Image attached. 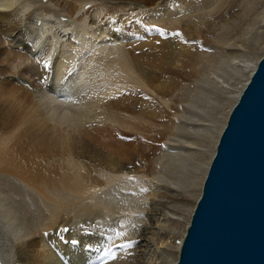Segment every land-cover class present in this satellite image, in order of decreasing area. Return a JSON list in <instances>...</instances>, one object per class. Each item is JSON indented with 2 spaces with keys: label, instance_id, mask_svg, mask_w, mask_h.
<instances>
[{
  "label": "bare ground",
  "instance_id": "1",
  "mask_svg": "<svg viewBox=\"0 0 264 264\" xmlns=\"http://www.w3.org/2000/svg\"><path fill=\"white\" fill-rule=\"evenodd\" d=\"M60 1L0 0V93L20 91L11 95V102L21 103L24 109V114L3 116L5 105L0 107L1 260L3 264H174L193 208L189 200L199 196L225 109L255 68V54L264 42V5L255 12L250 0L248 11H235L222 22L237 34L221 43L224 55L215 63L207 53L199 57L194 45L167 34L163 39L157 30H179L186 40L207 37L212 0L198 4L195 0ZM95 1L118 2L111 12L116 15L102 14L101 6L82 10L85 3ZM70 8H78L77 15ZM82 25L100 42L91 44L95 49L112 46L99 51L94 66L118 72L127 82L124 86L140 87L154 96L129 91L127 86L123 91L122 81L113 80L119 88L114 90L111 83L109 91L99 87L94 97L82 98L81 68L77 70L73 60L69 63L72 51L79 50L85 39L83 33L78 35L80 29H72ZM20 47L28 51L20 52ZM201 64L210 72L199 71ZM185 66L189 71L181 76H195L191 80L199 87L184 104L194 106L196 113L186 111L178 117L193 129L178 122L157 130L167 137L162 165L154 146L116 136H130L125 133H131V124L145 129L156 121L161 115L157 99L167 102L178 88L175 77L166 74H180ZM103 74L105 86L107 74ZM155 75H160L158 83ZM101 77L97 79L102 81ZM178 101L169 108L176 109ZM190 133H197L196 141L183 138ZM155 155L161 159L160 169L150 159ZM135 182H141L139 187L146 185V191L138 193L137 188L138 194H131ZM64 228L69 231L65 233ZM73 239L79 244L70 243ZM126 242L129 247H120ZM109 250L114 259L104 255Z\"/></svg>",
  "mask_w": 264,
  "mask_h": 264
},
{
  "label": "water",
  "instance_id": "2",
  "mask_svg": "<svg viewBox=\"0 0 264 264\" xmlns=\"http://www.w3.org/2000/svg\"><path fill=\"white\" fill-rule=\"evenodd\" d=\"M174 264H264V50L228 112Z\"/></svg>",
  "mask_w": 264,
  "mask_h": 264
},
{
  "label": "rangeland",
  "instance_id": "3",
  "mask_svg": "<svg viewBox=\"0 0 264 264\" xmlns=\"http://www.w3.org/2000/svg\"><path fill=\"white\" fill-rule=\"evenodd\" d=\"M197 1V2H196ZM61 2V4H62V2H63V0H61L60 1ZM195 2H196V4H198V3H201V2H203V0H195ZM221 2V3H220ZM249 2H250V0H212L211 1V4H210V6L208 7V9H209V11L207 12V20L209 19V23H211L210 25V31H208L206 34H205V36H207V37H204L203 39L201 38H196L195 40H188L189 41V43L190 44H192V45H194L196 48H197V54H198V56L200 57V56H204L206 53L208 54V55H210V56H212L213 58H215L214 59V61H215V63H217L218 62V58H220V57H222L223 55H224V48H223V46H222V44L221 43H225V42H229V41H231L235 36H236V32L237 31H235V30H228V29H226L225 28V26L223 25V21L225 20V19H228L229 18V16L232 14V13H234L235 11H248V7H247V4H249ZM98 2H96L95 1V3H85V5H84V8H82V10H87L88 12H90V11H95V10H99V8H100V6H101V8H100V11L102 10V14H103V12H104V14L106 15V16H115L116 14H114L113 13V15H112V13L111 12H114L113 10L114 9H116V8H118V7H116L115 5L117 4V6L119 5L118 4V2L116 3H112V2H109V3H105V1H102V4H101V1H100V3H98ZM103 3H104V5H103ZM61 4H60V6H61ZM92 5V7H91V5ZM99 5V6H98ZM264 5V0H253V2H252V6H254V11L256 12V11H258L262 6ZM218 6V7H217ZM86 7H87V9H86ZM96 9H95V8ZM115 7V8H114ZM104 8V9H103ZM253 8V7H252ZM207 9V10H208ZM244 9V10H243ZM77 10L79 11V9L77 8V9H75L74 10V8H70V10H69V12L70 13H73L74 15H77ZM104 10V11H103ZM112 10V11H111ZM116 11H118V10H116ZM106 12V13H105ZM108 12H110L111 14H109ZM253 15V13H251L250 15H248L246 18H245V20H247V19H249V17H251ZM109 16V17H110ZM110 17V18H111ZM222 23V24H221ZM239 25V24H238ZM76 27V28H75ZM75 27H73V29H72V31L73 32H75L76 30H77V28H78V30L76 31V32H79L80 30V34H78L79 36L83 33L84 34V37L83 38H85V39H83V43H81V47L79 48V50L78 49H76L75 50V52L74 51H72V57L71 58H69V63L71 62V60H73L74 62H76V63H74L73 61V63H74V65H75V68H77V70L79 69V68H81L80 69V74H82V75H80L81 76V78L79 79V82H80V85H79V88H82L81 90H80V96H83L82 98H85V97H87L88 99L89 98H92V96L95 94L96 95V93L98 94V90H96V89H99V87H103V88H110V86L112 87V85H111V83L114 85L113 86V88H114V90H115V88L117 89V88H119L120 86H119V81H122L123 82V84H122V82H120V85H121V87L120 88H123V86H124V84H126V83H124V81H123V79L120 77L119 78V76H118V72H116V74H114L115 72H111V73H107L108 72V70L107 71H105V70H103L102 68H100V65H93V64H95L94 63V57H96L97 55H98V53H99V51H100V54L102 53V52H104L103 50H105V49H107L108 48V46L109 47H112L111 45H109V43L108 44H106V48H104L103 50H98V48H96L95 49V47L96 46H92V45H97V44H99L100 42H98L96 39H94L93 38V36H91V31L88 29V28H86L85 26H84V28H83V25H82V27H80L79 28V26H75ZM236 27V26H235ZM238 27V29H239V27L240 26H237ZM82 28H83V32H82ZM87 30H86V29ZM80 29V30H79ZM75 34V33H74ZM77 34V33H76ZM73 35V34H72ZM11 36V35H10ZM166 37V35L164 36V37H162L163 39ZM9 39V38H8ZM140 39V38H139ZM107 42H109V40L107 39L106 40ZM7 42H8V40H7ZM89 42H90V44H89ZM92 42V43H91ZM95 42V43H94ZM97 42V43H96ZM92 44V45H91ZM90 45H91V47H90ZM88 46V47H87ZM14 47V46H13ZM12 47V48H13ZM92 47H94L93 49H95V52L93 51V49H91ZM11 48V49H12ZM15 48V47H14ZM21 48V47H20ZM88 48V49H87ZM17 49V48H16ZM22 50H18V51H20V52H26V51H28L25 47L24 48H21ZM98 50V51H97ZM263 50H264V42L261 44V49H260V51H259V53L256 55L255 54V57H256V62H257V60L259 59V57L261 56V54H262V52H263ZM82 52V54H81V52ZM77 52V53H76ZM80 52V53H79ZM90 52V53H89ZM91 52H92V54H91ZM76 53V54H75ZM84 54V55H83ZM85 54H86V56H87V59H88V61H87V59H86V56H85ZM92 56H91V55ZM96 54V55H95ZM83 55V56H82ZM90 56V57H89ZM76 57H79V58H76ZM75 58V59H74ZM90 58H91V60H90ZM85 60V61H84ZM93 60V61H92ZM196 60H197V58H196ZM196 60H195V62H196ZM90 61V62H89ZM92 61V62H91ZM72 62H71V64H72ZM193 62V61H192ZM192 62H189V63H192ZM80 65H79V64ZM85 63V64H84ZM90 63H92V67L91 66H89L90 65ZM87 64V65H86ZM76 65H77V67H76ZM81 66V67H79V66ZM214 65V64H213ZM94 66V67H93ZM215 66V65H214ZM96 67H98V70H97V68ZM208 67V66H207ZM207 67L204 65V64H201L200 65V67H199V71H201V72H210V71H207V70H209V67H208V69H207ZM84 68V69H83ZM87 68H89L90 69V71H88L89 69H87ZM95 68H96V70H95ZM86 69V70H85ZM95 71H94V70ZM84 70V71H83ZM94 71V72H92V71ZM180 74H178V73H174V74H166V75H172V76H174L175 77V79H176V86L178 87L177 88V90H176V93L174 92V94H175V96H173V98L171 99L170 98V96H168L167 97V102H163V101H161L160 100V98L159 99H157L158 100V107L159 108H161V115L159 116L160 117V119H159V117L156 119V121L155 122H150V124H147V127L144 129V128H142V127H140V126H137L136 124H131V126H130V128H132L131 129V133H125V134H130V136H127L129 139H125V137H126V135H122V134H119L120 136H122V138L119 136H116L117 137V139H119V140H129V141H133L134 143L135 142H137V141H139V142H145V143H148V144H150L151 146H154V148H155V153L156 154H158L159 153V156H161L160 158L162 159L163 157H162V154L163 153H166V149L164 150V145H165V143L164 142H166V138L167 137H165V136H163V134L160 132V131H157V130H163L162 128H163V124H169V123H178V122H182L183 123V125L186 127V128H189V129H193V125L191 124V123H188L187 121H184L183 120V118L181 117L180 119H179V117H178V114H180V113H183V112H186V111H191L193 114H195L196 113V111H195V107L194 106H190V107H188V106H186L184 103H185V101L189 98V97H191L193 94H194V90L195 89H197L198 87H199V85L197 84H195L194 82H192V78H194L195 76H193V77H191V78H186V77H184V76H181V74H182V72H188L189 71V68H188V66H185V67H181L180 69ZM75 71H76V69H75ZM87 71V72H86ZM98 71L100 72L101 71V73H98ZM110 71V70H109ZM83 72V73H82ZM84 72H85V74H87V73H89L90 72V74H87V75H85L84 74ZM93 74H92V73ZM95 72H97V73H95ZM96 75H95V74ZM103 73H105V78H106V82L104 81V84L106 83V85L105 86H103L102 84H103V80H102V78H103V76H104V74ZM84 74V75H83ZM102 75V77H101V75ZM108 74L111 76H108ZM115 75V77H117L116 78V80H115V77H112V76H114ZM82 76H84V77H82ZM94 76H96V78H93ZM98 76V77H97ZM161 76H165V74H162ZM19 77V76H18ZM38 77V76H37ZM86 77H88V79L89 78H93V80H95V81H93V80H89L88 81V79L87 80H84V79H86ZM101 77V80L102 81H100V79H97V78H100ZM157 77V78H156ZM11 78V77H10ZM20 78H22V79H24L25 81H26V79H25V77L24 76H20ZM84 78V79H83ZM112 78V79H111ZM121 79V80H119V79ZM159 78V79H158ZM34 79H36V76L34 75ZM97 79V80H96ZM104 79V78H103ZM112 81H111V80ZM154 79H156V82L158 83L159 82V80H160V75H155V77H154ZM82 80V81H81ZM108 80V81H107ZM110 80V81H109ZM113 80L114 81H116V82H118V83H116V82H113ZM10 81H12V83H14L15 85H16V83L20 86V82L19 81H16L15 79H12L11 78V80ZM37 82H38V84H39V80H37ZM71 82V81H70ZM87 82H90V83H87ZM97 82H99V83H97ZM110 82V83H109ZM244 81H242L241 83H243ZM72 84H74L73 82H71ZM82 83H84V84H86V85H84V84H82ZM95 85V87H93L94 89H91L92 87L90 86V85H92V86H94L93 84ZM23 84V83H22ZM29 84V83H28ZM84 85V87H82V85ZM90 84V85H89ZM100 86H99V85ZM109 84V85H108ZM115 84H117V85H115ZM89 87H88V86ZM97 85H98V87H97ZM123 85V86H122ZM17 86V85H16ZM24 86V85H23ZM22 86V87H23ZM107 86V87H106ZM116 86V87H115ZM119 86V87H118ZM127 86V90H134V91H138L139 93H144L145 92V95H148V96H154V94L153 93H150L149 91H147V90H142L143 88H140V87H133L132 85H130L129 86V84L128 85H126ZM126 86H124V88H123V91L125 90V88H126ZM238 86H240V85H238ZM7 87H11V86H7ZM18 87V86H17ZM16 87V88H17ZM24 87H26V86H24ZM32 86H30L29 88H31ZM130 87V88H129ZM28 88V87H27ZM86 90H85V89ZM102 88V89H103ZM109 88L107 89L108 91H109ZM132 88V89H131ZM9 88H7V90H8ZM101 88H100V91H103V90H105V89H103L102 90ZM92 90H93V92H95V93H93L92 92ZM129 90V91H130ZM13 91V90H12ZM14 91H16V89L14 88ZM13 91V92H14ZM18 91V90H17ZM16 91V92H17ZM75 91V88H74V85H73V92ZM86 91V92H85ZM91 91V93H89V92ZM122 91V89H121V91L119 90V91H114L115 93H120V92H123ZM15 92V93H16ZM18 92H20V91H18ZM18 92H17V94H18ZM148 92V93H147ZM84 93H85V95L86 94H88V95H84ZM17 94H13L14 96H16ZM11 95H12V93H6V90H4L3 91V94H1L0 93V107L1 106H4V109H5V111L3 112V116L5 115V114H7V113H9V114H15V113H17V112H19V111H23V112H21V114H24V109H23V105H22V107L21 106H19V104L21 105V103H17L16 101H14V102H11V100H12V97H11ZM12 95V96H13ZM90 95V96H89ZM94 95V96H95ZM187 95V96H186ZM93 96V97H94ZM86 98V99H87ZM74 99V98H73ZM72 99V100H73ZM175 99H177V100H179L178 102H179V106H176V104H175V106L174 107H176V109H172V108H169V105L170 104H172L173 105V103H174V100ZM233 99H235V98H232L231 99V102L232 103H234L235 102V100L237 99V97H236V99L235 100H233ZM21 101H23L22 99H20ZM76 100V99H75ZM182 100V101H181ZM69 101L70 102H72L71 101V98L69 99ZM234 101V102H233ZM230 102V105H229V107H226L227 109H225V114H223V115H225L224 116V118L226 117L227 118V115H228V110H230V108L232 107V103ZM11 103V104H10ZM161 103V104H160ZM173 107V108H174ZM189 108V109H188ZM192 108V109H191ZM170 109H172V110H175V111H171V112H169L170 111ZM199 109V108H198ZM8 111V112H7ZM164 112V113H163ZM166 112V113H165ZM172 112H174V113H172ZM20 113V112H19ZM163 113V114H162ZM172 114H174V116L172 115ZM201 115V113H199V116ZM226 118H225V120H226ZM196 119V118H195ZM144 120H146V119H144ZM225 120H224V123H223V125L221 126V129H222V127L224 126V124H225ZM196 122H200L199 120H196ZM135 123V122H134ZM137 123V122H136ZM138 124V123H137ZM136 125V126H135ZM221 129H220V131L219 132H221ZM120 130L122 131L123 129H121L120 128ZM121 131H119V132H121ZM184 133H187V132H184ZM218 136H219V134H218ZM123 137H124V139H123ZM141 138V139H140ZM184 139H186V140H191V141H196L197 140V138H198V135H197V133H190V135H187L186 137H183ZM218 138V137H217ZM137 139V141H134V140H136ZM139 139V140H138ZM196 139V140H195ZM143 140V141H142ZM216 141H217V139H216ZM133 144V143H132ZM216 144V143H215ZM192 145H194V146H196V148H197V152H198V150H199V146L197 145V144H195V142H193V144ZM163 149V150H162ZM161 150V151H160ZM181 152H184V151H181ZM151 153H153V151L151 152ZM164 155V154H163ZM155 157V158H154ZM150 159H151V161H153L154 163H155V166H156V168L157 169H160L161 167H162V165H163V163H164V158H163V160H162V165H160L159 164V161L161 160V159H159V158H157L156 159V155L155 156H151L150 157ZM135 163V165H136V163H137V165L136 166H138V162H134ZM159 165V166H158ZM208 165V164H207ZM204 178V177H203ZM203 180V179H202ZM138 182H135L134 184H133V186L132 187H134L136 190H132V188H128L129 189V192L131 193H137V188L139 189L140 188V190H138L139 192L138 193H142L141 191H146V188H145V186H144V184L142 185V186H140L139 187V184H141V182L138 184ZM137 185V186H136ZM147 187V186H146ZM128 189H125L124 191H128ZM131 193V194H132ZM137 193V194H138ZM199 194H200V192H199ZM198 198V196H195V197H192L191 198V200H189V202H190V204L192 205V206H194V204H195V201H196V199ZM194 201V202H193ZM193 209V208H192ZM189 220V219H188ZM183 228V227H182ZM174 240H176V239H174ZM175 243H177L176 241H175Z\"/></svg>",
  "mask_w": 264,
  "mask_h": 264
},
{
  "label": "snow or ice",
  "instance_id": "4",
  "mask_svg": "<svg viewBox=\"0 0 264 264\" xmlns=\"http://www.w3.org/2000/svg\"><path fill=\"white\" fill-rule=\"evenodd\" d=\"M153 27H156V26L153 25ZM157 30L159 31V33H160L161 36H165L167 34V35L172 36V37H178L185 44L189 43V41L184 38L183 33L181 31H179V30L174 31V32H166V29H164V28H158ZM160 42H161L160 40H157L156 41L157 44H159ZM125 139H129V138L128 137H125ZM58 231H59V229H58ZM63 231L65 233H67L69 230L67 228H64ZM108 239L111 240V237H108ZM70 243H72V244L74 243V244H77L78 245L79 244V241L73 239L72 241H70ZM87 246L90 247V245H87ZM129 246H130V243H127V242L120 245V247H124V248H127ZM104 255L107 256L110 259H114L115 258V254L112 253L110 250L109 251H106L104 253Z\"/></svg>",
  "mask_w": 264,
  "mask_h": 264
}]
</instances>
